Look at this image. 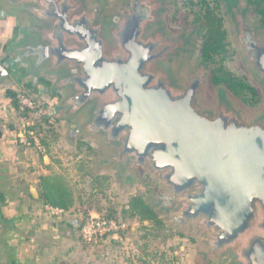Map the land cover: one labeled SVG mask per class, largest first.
Instances as JSON below:
<instances>
[{
	"label": "water",
	"instance_id": "water-1",
	"mask_svg": "<svg viewBox=\"0 0 264 264\" xmlns=\"http://www.w3.org/2000/svg\"><path fill=\"white\" fill-rule=\"evenodd\" d=\"M219 2L258 110L224 87L207 93V58L181 74L196 29L171 32L167 0H0L10 23L0 78L43 93L70 138L99 144L93 173L157 181L138 195L164 234L195 239L199 263L264 264V23L249 2ZM5 205L0 197V264H14Z\"/></svg>",
	"mask_w": 264,
	"mask_h": 264
},
{
	"label": "rangeland",
	"instance_id": "rangeland-1",
	"mask_svg": "<svg viewBox=\"0 0 264 264\" xmlns=\"http://www.w3.org/2000/svg\"><path fill=\"white\" fill-rule=\"evenodd\" d=\"M109 1L113 0H91L94 3ZM167 1L168 11L165 15V21L171 32H179L184 28L196 29L195 47L190 56L184 58L181 74L185 76L198 59L206 58L202 56L201 51L202 35L207 30L204 10L208 8L215 13L218 12L223 17L229 44L223 53L215 55L210 60L207 58L210 62L207 93L210 94L215 87L221 86L227 89L233 98L246 109L258 110L263 104V98L242 65V60L230 37L229 27L219 0ZM242 1L244 3L249 2L254 7L251 14L253 20L264 23V0H260L258 3H253V0ZM198 16L200 19L195 22L194 20ZM211 74L222 82L218 85L214 84L210 78ZM230 77L232 80L224 81ZM230 81L234 85L225 86V83ZM245 83L253 85L257 89L261 97L260 103L251 105L245 102L249 96L247 89L242 86ZM41 127L42 132L40 134L43 136L45 128L42 124ZM34 130L38 131L37 125ZM55 130L59 131V136L55 139H47L49 143L47 152L54 163L55 171L64 177L73 191L75 202L74 206L61 217L52 216L43 208L38 209L37 211L46 217L44 221L38 219L41 226L37 227V219L33 222L30 219L20 221L24 234L16 235L15 241L23 253L22 262L25 264H47L49 260H52L55 264H204L197 260L198 246L194 238L177 231H170L169 236L164 234L166 235L164 240H160L159 243V240L151 235L149 229L152 224L150 222L138 223L134 219L123 217L121 214V209L132 194L157 191L159 188L157 181L144 175L141 184L136 181L130 184L128 188H124L123 182L116 177L114 172L102 171L100 175L107 176V180L102 187L96 184L95 189L92 190L90 178L86 173L89 171L93 173L94 163L101 151L99 144L93 138L86 136L70 138L68 130L60 124L55 126ZM89 145L92 148H89ZM3 166L7 167V171L8 168L12 169L11 172H7L4 178L6 185L3 192L12 201L19 202L21 199H19L18 193L23 189L30 204L16 203L14 209L17 214H24L26 217L31 215L32 209L36 208V203L28 197L26 188L21 186L20 178L23 174L31 171L32 166L25 161L17 164L16 162H8V164L4 163ZM90 215H112L125 220L128 227L123 233L94 244H82L78 240L79 227H74V237L70 239L58 231L59 227L60 230L64 231L68 220L76 219L80 225L82 220ZM57 221L58 225H55L54 222ZM55 227L56 230L52 229ZM208 262L216 264L211 260L205 263Z\"/></svg>",
	"mask_w": 264,
	"mask_h": 264
},
{
	"label": "crops",
	"instance_id": "crops-1",
	"mask_svg": "<svg viewBox=\"0 0 264 264\" xmlns=\"http://www.w3.org/2000/svg\"><path fill=\"white\" fill-rule=\"evenodd\" d=\"M9 27H10V23L6 18V16L4 14H0V58L2 55V46L5 44L8 38ZM17 88L19 89L23 88L28 90L29 92L34 93L44 103V109H43L44 113L38 129L41 127V124L45 127V123L48 119L46 114H48L49 116H54V115L49 114L51 103L43 93L35 90H30L26 86L24 88V85L19 86L13 78H0V156L4 157V160L0 162V172L1 173L4 172L5 175L7 174L8 171L11 172L12 169L8 168L7 171L6 170L7 167L3 166L4 163L8 164V162L9 163L16 162L17 164L25 161L28 162V165L30 164V166H32L31 171L23 174L20 178L21 186L26 188L28 197H30V199L36 203V208L34 207L35 209L34 208L32 209V214L28 215L27 217L24 214L22 215L17 214L14 209L16 203H22L24 205L30 204L28 202V199L24 195L25 194L24 190L20 188L21 190L18 193V197L21 200H19V202L12 201L10 197L3 192L4 186L6 184L3 179V176H1V179L3 180L4 184L0 188V192L2 191V193L4 194L3 197L8 198L10 202V205H7L8 206L7 211L12 212V215L19 218L18 226L20 227L21 230L20 234L23 235L24 230L20 225V221H25L29 219L32 222L33 220L35 221L36 219L37 220L42 219L44 221L46 218L43 217V215H41L40 211H37L38 209H41L43 207L41 201L39 200V192L41 190V184H40L41 177L51 176L54 174L60 175V174L55 171L54 163L51 161L50 155L47 152L48 148L46 149L45 147H43V150H37L33 145L27 143V139L23 137V132H22L23 129L21 127L22 121L20 119V116L16 112L13 103V98L7 94L9 90L15 91ZM49 121H52V118H50ZM95 174H100V172ZM123 186L124 188H128L130 185L123 184ZM32 188L36 190L38 195L37 198L31 195L30 190ZM126 203L124 204V207H126ZM135 222L137 221L135 220ZM36 223H37V227L41 224L39 220ZM54 223L55 225H58V221ZM52 229L56 230V227ZM58 231L60 232V227ZM67 238L70 239L71 237H67ZM11 241L14 243V247L17 248L20 256L22 257L23 253L20 250V246L16 243L15 239Z\"/></svg>",
	"mask_w": 264,
	"mask_h": 264
},
{
	"label": "trees",
	"instance_id": "trees-1",
	"mask_svg": "<svg viewBox=\"0 0 264 264\" xmlns=\"http://www.w3.org/2000/svg\"><path fill=\"white\" fill-rule=\"evenodd\" d=\"M252 1V0H250ZM260 0H253V3H258ZM204 18L207 20L206 22V33L202 35V42H201V51L202 56L208 58L209 60L212 59L215 55L221 54L226 50V46L229 44L227 31L224 27L223 17L217 12H213L208 8H205ZM200 17L198 16L194 21L198 22ZM211 81L214 84H220L222 80L216 78L211 74L210 76ZM232 80L230 77L228 80ZM233 82L225 83V86L231 87L233 86ZM244 86L249 96L245 99V102L251 105H255L261 102V97L257 91V89L253 85H249L245 83ZM9 96L13 98L14 106H16L15 101V91L9 90L7 92ZM46 123H45V131L44 135L41 136L40 132H42V128L40 127L38 134H40V142L43 147L46 149L49 147V143L47 139H55L59 135V131L55 130V126L60 124L59 118L55 116H49ZM52 118V121L49 119ZM40 123H38V127ZM89 148H92L89 145ZM86 175L90 178L91 188L92 190L95 189L97 185H103V183L107 180V176H103L100 174L93 175L91 171L86 173ZM41 190L39 192V200L41 201L42 205H48L52 207L62 208L65 211H69L71 207L74 206L75 198L73 195V191L68 186L67 182L65 181L62 175L54 174L51 176H42L41 177ZM146 191L148 189H145ZM121 214L123 217H129L135 219L137 222L142 223L148 221L152 224V227L149 229L151 231L152 237L159 240H164V224L158 218L156 213L153 209L147 205L143 199L138 194H133L130 196L126 203V207L121 209ZM108 218H115L112 215L106 216ZM169 234L167 235V237ZM204 264H213L211 262L204 263Z\"/></svg>",
	"mask_w": 264,
	"mask_h": 264
},
{
	"label": "built area",
	"instance_id": "built-area-1",
	"mask_svg": "<svg viewBox=\"0 0 264 264\" xmlns=\"http://www.w3.org/2000/svg\"><path fill=\"white\" fill-rule=\"evenodd\" d=\"M14 98L16 112L22 121L23 137L27 139V143L33 145L37 150H43L40 134L34 130V127L40 123L43 117L44 103L34 93L26 89H16ZM42 208L56 217H61L67 213L62 208L48 205H43ZM127 227L128 223L121 218L90 215L85 217L79 225L78 240L82 244H94L123 233Z\"/></svg>",
	"mask_w": 264,
	"mask_h": 264
},
{
	"label": "flooded vegetation",
	"instance_id": "flooded-vegetation-1",
	"mask_svg": "<svg viewBox=\"0 0 264 264\" xmlns=\"http://www.w3.org/2000/svg\"><path fill=\"white\" fill-rule=\"evenodd\" d=\"M2 176H3V179L6 177L4 172L2 173ZM3 195L4 194L1 191L0 192V197H3ZM2 207L4 208L5 211H7V207L8 206L5 205V206H2ZM9 218H10L9 221L15 227L14 231L10 234L9 239L10 240H14L16 235H18L21 232L20 227L18 226L19 225V218L14 216V215H12V216L9 215ZM74 227H79L78 221L76 219L68 220L67 221V225L64 228V231L60 230V233H63L67 237L73 238L74 237V233H73ZM15 248L16 247H14V254H15V263L14 264H25L24 262H22L23 260H22V257L19 254V251L17 250V248L16 249ZM47 264H55V262H53L52 260H49L47 262Z\"/></svg>",
	"mask_w": 264,
	"mask_h": 264
}]
</instances>
